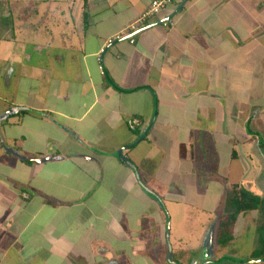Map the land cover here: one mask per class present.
<instances>
[{
	"label": "crops",
	"instance_id": "crops-1",
	"mask_svg": "<svg viewBox=\"0 0 264 264\" xmlns=\"http://www.w3.org/2000/svg\"><path fill=\"white\" fill-rule=\"evenodd\" d=\"M150 1L0 0V264H183L232 186L264 197V0H172L130 42Z\"/></svg>",
	"mask_w": 264,
	"mask_h": 264
},
{
	"label": "flooded vegetation",
	"instance_id": "flooded-vegetation-1",
	"mask_svg": "<svg viewBox=\"0 0 264 264\" xmlns=\"http://www.w3.org/2000/svg\"><path fill=\"white\" fill-rule=\"evenodd\" d=\"M237 186V185H235ZM233 187V186H232ZM231 187V189H232ZM245 188V187H244ZM230 189V190H231ZM248 189V188H246ZM228 190V192L230 191ZM250 190V189H248ZM251 191V190H250ZM228 192H227V197H228ZM253 192V191H251ZM227 202V200H226ZM226 208V206H225ZM224 211V212H223ZM222 211V213L224 214L223 217L221 218L220 224L222 222H224L226 220V213H225V209ZM254 211L255 213L257 212V217H256V223H255V232H253V227H251L250 229V235L246 237L247 231L245 229V237L244 238H239L235 239V236L233 233L234 232V228H233V232H232V239L230 240L229 243L227 244H223L218 242V230H214L212 228V230L209 229V233H206L207 235L204 236V241H203V245L206 244V246H203L202 249H198L195 250L192 247L188 249V251L186 252V254H188L189 261H187L186 263L183 262V264H225L226 261H228V259L233 258V256H235L233 253V250L236 251V253L242 251V252H247V254H245V257L243 256H238L235 258L236 260H240L237 263H242L244 264L245 260H247L250 264L254 263V262H263L264 263V255L262 254H258L259 252V248H261V243L258 240V223H259V211L255 210H248L245 212H240V213H247L249 214L250 212ZM261 215V214H260ZM239 215H237L238 217ZM236 223V220H235ZM234 223V226H235ZM213 226V225H212ZM168 231L166 233V241L168 242ZM188 247V245H187ZM169 249V258L168 261L170 264H182V263H178L176 261H174L171 257V246ZM190 252V253H189ZM247 255V257H246ZM186 256V255H185ZM233 260V259H232ZM246 261V262H247ZM231 262V261H229Z\"/></svg>",
	"mask_w": 264,
	"mask_h": 264
},
{
	"label": "trees",
	"instance_id": "trees-1",
	"mask_svg": "<svg viewBox=\"0 0 264 264\" xmlns=\"http://www.w3.org/2000/svg\"><path fill=\"white\" fill-rule=\"evenodd\" d=\"M259 211L258 240L261 248L257 255H264V197L254 194L250 190L233 186L228 192L226 202V220L220 224L218 229V242L227 244L232 239V232L237 215L248 210ZM261 214V215H260Z\"/></svg>",
	"mask_w": 264,
	"mask_h": 264
},
{
	"label": "built area",
	"instance_id": "built-area-1",
	"mask_svg": "<svg viewBox=\"0 0 264 264\" xmlns=\"http://www.w3.org/2000/svg\"><path fill=\"white\" fill-rule=\"evenodd\" d=\"M172 0H151L149 6L139 14L137 19H135L129 26H128V32L130 33L129 41L133 42V32H135L137 29L141 28L145 23H148L153 17H155L161 10L165 9ZM164 26L167 25L166 21H163L162 23ZM122 37L121 33L115 34L113 37H110L107 39L105 44L100 48V53L104 52L106 45L111 44L116 39H119ZM98 60H100V57H98ZM132 125H138L139 121L138 119H133L131 121Z\"/></svg>",
	"mask_w": 264,
	"mask_h": 264
},
{
	"label": "rangeland",
	"instance_id": "rangeland-1",
	"mask_svg": "<svg viewBox=\"0 0 264 264\" xmlns=\"http://www.w3.org/2000/svg\"><path fill=\"white\" fill-rule=\"evenodd\" d=\"M261 47H259L258 49H260L261 48V51H262V53H263V51H264V41L261 43ZM261 51H260V53H261ZM258 54V53H256L255 52V55H256V57H258V56H260L261 54ZM255 58V57H254ZM257 59V58H256ZM253 64H254V62H253ZM255 65V64H254ZM256 145V144H255ZM246 165L249 167V159L247 160V162H246ZM264 180V176H263V178L261 179L260 178V180H258V181H263ZM260 187L262 188V189H264V185H260ZM203 213L205 214L206 213V211H203ZM190 219H189V223H187V219H186V222L184 221V224H188L189 225V229H192V225H193V222H198L199 220H198V216L200 215V212H199V210H197V209H195V208H192L191 209V212H190ZM202 215V214H201ZM196 236V235H195ZM197 242H199L200 243V241H198V240H196L194 237H191V241H189V242H187V245L188 246H190V247H193V246H195V245H197ZM233 254L235 255V256H233V258H231V259H228V261H226V263L225 264H242V263H237V262H239L240 260H236L235 258L237 257L236 255H238V256H243V257H245V254H247V252H242V251H240V252H238V253H236V251L235 250H233ZM246 257H247V255H246ZM238 258V257H237ZM233 259V260H232ZM229 261H231V262H229ZM247 260H245V262H244V264H250L248 261L246 262ZM251 264H264L263 262H254V263H251Z\"/></svg>",
	"mask_w": 264,
	"mask_h": 264
},
{
	"label": "water",
	"instance_id": "water-1",
	"mask_svg": "<svg viewBox=\"0 0 264 264\" xmlns=\"http://www.w3.org/2000/svg\"><path fill=\"white\" fill-rule=\"evenodd\" d=\"M122 160L124 161V162H127L129 165H130V167H132V168H134V166L126 159V158H122ZM137 174V173H136ZM168 247L170 248V244L168 243ZM170 256L168 255V258H169ZM169 260H170V258H169Z\"/></svg>",
	"mask_w": 264,
	"mask_h": 264
}]
</instances>
